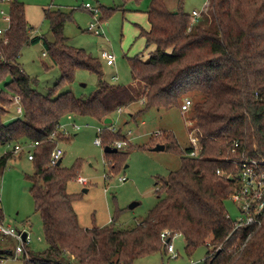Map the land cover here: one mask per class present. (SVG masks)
I'll return each instance as SVG.
<instances>
[{"label": "trees", "instance_id": "16d2710c", "mask_svg": "<svg viewBox=\"0 0 264 264\" xmlns=\"http://www.w3.org/2000/svg\"><path fill=\"white\" fill-rule=\"evenodd\" d=\"M9 11V41L0 46V84L5 87L0 90V145L40 141L31 160L35 169L31 193L48 243L43 251L27 246L23 264H135L158 252L168 253L162 239L165 231L171 241L182 235L188 254L210 246L201 264H264V223L258 230L234 228L226 201L235 184L217 175L218 169H234L226 159L234 157L235 142L240 143L237 152L264 163V0H210L206 19L192 25L182 9L172 12L166 0H153L147 10L151 28H140L150 51L145 59L142 54L129 59L136 81L130 86L104 80L100 60L69 44L64 26L72 14L45 11L54 35L48 41L31 36L24 3L13 0ZM103 14L109 15L105 10ZM41 41L62 71L47 94L36 89V81L20 61L25 45ZM78 69L98 76L97 89L87 97L70 89L61 91L74 81ZM187 94L196 95L189 113L199 156H189L193 147L182 149L173 132L162 133L166 149L179 153L182 160L177 171L159 180L158 204L128 229L81 226L73 206L76 196L67 185L82 164L51 166L56 143L48 136L68 114L104 123L119 109L143 102L144 109L132 115L136 118L151 109L179 108ZM15 96L21 98L23 113L8 120ZM107 129L102 135L105 146L111 134ZM108 155L119 161L122 153ZM13 157L12 151L0 156V182ZM0 219H4L2 208ZM14 255L11 250L0 251V259Z\"/></svg>", "mask_w": 264, "mask_h": 264}, {"label": "rangeland", "instance_id": "374dc122", "mask_svg": "<svg viewBox=\"0 0 264 264\" xmlns=\"http://www.w3.org/2000/svg\"><path fill=\"white\" fill-rule=\"evenodd\" d=\"M25 4L27 21L31 36L45 37L48 41L54 40L49 21L45 11L62 10L72 14V19L64 26V34L69 38V44L77 49H84L87 53L98 58L102 64L104 80L115 85L130 86L134 78L131 72L129 59L139 55L148 54L146 40L139 36L136 24L148 26L146 11L153 0H18ZM210 0H166L169 10L177 12L182 9L192 17L194 10L200 13V18L206 19L204 13L206 4ZM99 9L98 14L86 7ZM10 4L0 3L9 14ZM115 8L114 12L111 9ZM108 12L105 18L103 11ZM0 13V26L7 27L8 23ZM102 31L97 35L88 29L91 24ZM197 23V22H196ZM199 23V22H198ZM113 52L116 64L109 66L103 57V52ZM145 56L143 58L145 59ZM148 57V56H147ZM25 71L36 81L35 87L43 94H47L54 87L62 75L45 48L44 41L25 45L21 58ZM119 79L114 80L113 76ZM98 87V76L86 69H78L75 79L61 91L70 89L78 97H87ZM5 89L4 83L0 90ZM196 96V95H195ZM194 94H187L195 103ZM18 105L12 103L8 107L9 114L6 119L18 117ZM144 109L143 102L133 103L118 115H112L113 128L110 132V142L127 140L128 145L118 149L119 161L113 159L105 152V146L95 144L97 128H109L104 123L89 118H76L80 125L89 124L81 130L72 129V121L65 117L62 123L71 136L61 138L59 146L63 149L62 167L72 168L77 163L82 167L78 175L67 185V191L76 196L73 202L75 211L83 227L113 226L116 230L128 229L142 221L159 202L157 192L161 187L163 178L181 167V155L171 149L154 151L157 144H164L167 138L165 132H173L183 149L189 145L190 113L183 112L182 106L169 109H151L141 115L131 117ZM122 115V116H121ZM144 121V122H143ZM160 132L161 135H157ZM113 147V146H112ZM11 149V145H0V156ZM129 152L127 155L125 153ZM124 154V155H123ZM35 173L34 164L24 155H15L9 160L1 177L0 194L2 196V210L6 223L19 230L31 233L32 243L30 250L43 251L48 247L44 237L42 217L37 212L35 201L31 193ZM82 176L88 183L82 184L77 179ZM126 177L122 181L121 178ZM159 181V182H158ZM87 189V191H84ZM229 215L236 219L238 209L230 199L226 201ZM118 214L115 222L113 217ZM177 256L171 253L150 255L138 259L135 264H187L191 260H204L210 246H200L192 254L185 249V239L182 235L173 238ZM17 240L10 236L0 235V251H15ZM22 255L7 256L0 264H23Z\"/></svg>", "mask_w": 264, "mask_h": 264}, {"label": "built area", "instance_id": "2783aa9c", "mask_svg": "<svg viewBox=\"0 0 264 264\" xmlns=\"http://www.w3.org/2000/svg\"><path fill=\"white\" fill-rule=\"evenodd\" d=\"M13 0H0V3L8 2L9 4ZM86 7L90 9L95 14L100 12L99 9H94L90 4H87ZM1 15H3L4 21L8 23L7 27L0 26V46L1 44H7L9 39L7 37V33L11 26V14H6L3 9L0 11ZM200 13L194 11L191 17V25L193 23L198 22ZM95 34L100 35L102 31L92 23L89 28ZM1 57V55H0ZM103 57L106 60L107 65L113 66L116 64V56L113 52L104 51ZM113 79L116 81L119 79L118 75H114ZM13 102L18 105L17 113H23V107L21 105V98L19 96H15L13 98ZM194 101L191 98H185L182 104L183 112H190L193 107ZM123 108L119 109V113H121ZM69 120L72 121V129L75 131L81 130L83 127H88L89 124L80 125L78 121H76V116L74 114H68L66 116ZM190 120V133H189V145L193 147V150L189 153L191 157H197L200 154V147L198 144V138L194 131L191 130L193 127V121ZM108 124H105V126ZM106 128H97V137L95 139V144L99 146H105L103 144L102 135L105 132ZM108 129L115 132V128L110 126ZM157 135H161L160 132H156ZM71 136L69 131L66 129L63 123L55 129L49 136L48 139L51 142L56 143V146L51 154L50 165L55 166L62 159L64 151L59 146L61 138H65ZM127 140H116L112 143L111 147L117 149H123L126 145H128ZM40 144V141H28L25 143H8L7 145H11V149L9 151L13 152V155H19L23 152L28 160H33L35 153V148ZM106 147V146H105ZM105 149V148H104ZM240 149V143L235 142L233 148V158L226 159V162L233 165L234 169L232 170H217V175L221 176L227 180L233 181L235 184V190L230 195L229 199L234 202L236 205L239 216L234 220V228H253L258 230L262 227L264 223V169L263 164L259 160L252 159L246 156L245 152H237ZM8 152V151H7ZM6 152V153H7ZM5 154V153H4ZM82 184H87L88 181L80 176L77 179ZM122 181L126 180V177L121 178ZM1 184V182H0ZM2 206V196L0 194V208ZM229 214V213H228ZM230 216V215H229ZM24 233H26V237H24ZM0 235L1 236H10L17 240V245L15 248L16 255H29L27 246L32 243L31 233L27 230H19L17 227L6 223L5 219H0ZM162 239L167 244V252L173 254L174 257L177 256L175 246L173 244V240L171 241L169 238V232L165 231L162 233ZM203 260L193 261L191 260L187 264H201ZM2 259H0V263Z\"/></svg>", "mask_w": 264, "mask_h": 264}, {"label": "water", "instance_id": "95a60500", "mask_svg": "<svg viewBox=\"0 0 264 264\" xmlns=\"http://www.w3.org/2000/svg\"><path fill=\"white\" fill-rule=\"evenodd\" d=\"M113 123V119L111 117H107L105 120H104V124H112ZM166 149V145L165 144H157L154 148H152V150L154 151H163ZM105 152L106 153H115V152H118V149L117 148H113L111 146H106L105 147ZM62 163V159L59 160V162L57 163V165H61ZM84 191H87V189H85ZM24 237H26V233H24Z\"/></svg>", "mask_w": 264, "mask_h": 264}, {"label": "crops", "instance_id": "0c3cea01", "mask_svg": "<svg viewBox=\"0 0 264 264\" xmlns=\"http://www.w3.org/2000/svg\"><path fill=\"white\" fill-rule=\"evenodd\" d=\"M208 5H209V1H208L207 4H206V8H205L204 13L206 12ZM194 11H196V10H194ZM194 11H193V12H194ZM146 14H147V17H148V13H147V11H146ZM199 17H200V16H199ZM136 26H138V28H139V36H140V28L145 29V30H150V28H151V25H150V23H149V19H148V26H147V27L144 28L143 26H141V25H139V24H136ZM145 40H146V39H145ZM142 55H146L145 58H147V56H148V54H142ZM134 84H136V81H135V80L133 81V83H132L131 85H134ZM130 106H131V105H130ZM126 108H128V107H126ZM126 108H123V110L126 109ZM123 110H122V111H123ZM121 113H122V115H123V112H121ZM121 113H118V115L121 114ZM122 115H121V116H122ZM132 115H133V113L131 114V117H133ZM143 122H144V121H143ZM24 156L26 157L25 154H24Z\"/></svg>", "mask_w": 264, "mask_h": 264}]
</instances>
